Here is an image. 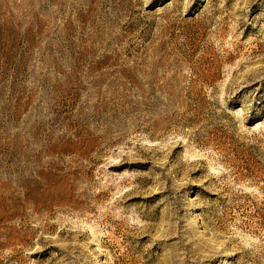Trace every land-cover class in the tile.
I'll return each mask as SVG.
<instances>
[{
	"label": "rangeland",
	"instance_id": "1",
	"mask_svg": "<svg viewBox=\"0 0 264 264\" xmlns=\"http://www.w3.org/2000/svg\"><path fill=\"white\" fill-rule=\"evenodd\" d=\"M0 264H264V0H0Z\"/></svg>",
	"mask_w": 264,
	"mask_h": 264
}]
</instances>
